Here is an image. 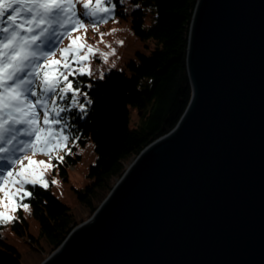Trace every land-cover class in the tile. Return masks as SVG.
Segmentation results:
<instances>
[{
    "label": "water",
    "instance_id": "obj_1",
    "mask_svg": "<svg viewBox=\"0 0 264 264\" xmlns=\"http://www.w3.org/2000/svg\"><path fill=\"white\" fill-rule=\"evenodd\" d=\"M190 100L39 264H264V0H196Z\"/></svg>",
    "mask_w": 264,
    "mask_h": 264
},
{
    "label": "trees",
    "instance_id": "obj_2",
    "mask_svg": "<svg viewBox=\"0 0 264 264\" xmlns=\"http://www.w3.org/2000/svg\"><path fill=\"white\" fill-rule=\"evenodd\" d=\"M195 4L196 0H111L107 4L113 7L111 18L126 19L148 53H137L121 69H110L99 78L79 75L77 69L74 75L67 74L80 89L78 99L85 111L76 106L61 117L76 149L88 143L94 148L87 183L75 191L74 210L50 188H33V195L21 201L29 204L28 210L20 207L13 222L0 224V264H24L23 254L30 250L38 257L35 264L44 260L76 225L93 214L131 159L176 125L191 97L185 58ZM66 38L57 45L56 55ZM132 111L138 121L131 127ZM76 158L81 156L67 155L63 161L72 166ZM55 161L66 178V169Z\"/></svg>",
    "mask_w": 264,
    "mask_h": 264
},
{
    "label": "snow or ice",
    "instance_id": "obj_3",
    "mask_svg": "<svg viewBox=\"0 0 264 264\" xmlns=\"http://www.w3.org/2000/svg\"><path fill=\"white\" fill-rule=\"evenodd\" d=\"M110 3L111 0H0V224L13 222L15 216L10 213L18 208L28 210L29 204L19 201L30 198L33 188L49 186L45 170L55 165L34 160L27 153L43 154L50 161L53 152L67 150L70 154V136L65 134L61 113L78 104L84 112L85 105L79 103L80 89L73 86L68 75L75 74L72 62L79 65L94 52L91 46L81 43L83 37L73 38L71 33L86 31L81 17L92 18L93 22L106 20L113 10L106 6ZM78 5L82 11L77 10ZM65 37L70 43L59 49L61 59H55L57 45ZM84 47L87 53L79 55ZM78 74L90 73L81 70ZM83 95L91 104L87 93ZM57 125L60 127H54ZM55 159L63 162L61 156Z\"/></svg>",
    "mask_w": 264,
    "mask_h": 264
},
{
    "label": "rangeland",
    "instance_id": "obj_4",
    "mask_svg": "<svg viewBox=\"0 0 264 264\" xmlns=\"http://www.w3.org/2000/svg\"><path fill=\"white\" fill-rule=\"evenodd\" d=\"M106 6L112 7L107 4ZM77 10L82 11L79 5L77 6ZM111 16L112 12L108 14L106 20L103 22H93L92 18L81 17L84 20L86 31L84 29H79L75 32H72L71 36L73 38L75 36L83 37L81 43L91 46L94 52L87 60L83 61L79 65H77L75 62H72V71L74 69H77L78 71L86 70L90 73L88 75H90L92 78H99L103 76L104 72H107L110 69H121L125 62L129 61L130 59L137 58V53H148L144 46V42L139 41V38L132 33L129 22L126 19L111 18ZM69 43L70 40L67 37L66 41L64 40L60 43V46H62L61 49L66 48ZM87 51V47H84L81 49L79 55H85ZM54 58L61 59L60 53H58V55H56ZM69 60H71L70 56ZM63 71L65 75L68 74L67 70ZM77 107H79V104ZM137 121L138 114L135 111H132L130 117V126L132 127ZM76 146L77 145L73 142V140L68 141L67 149H70V154L67 152V150L53 152L52 156L54 158L51 161L49 160L48 156L43 154L37 153L33 155L31 151L27 153V155L34 160H43L45 163L55 165V167L45 170V179L49 182L48 188L51 189L52 193L58 199H60L70 208L75 207V191L81 189L83 185L87 183V169L89 168V165L94 162L95 158L94 148L91 143H88L85 148L80 147L79 149H76ZM76 153H78L81 158H76V161L72 166H68L64 161L61 162L62 166H64V169H66V178H64L60 174L61 166L55 161V157L61 156L66 158L67 155L75 157ZM25 163H27V161H25ZM53 180L57 181V183H52ZM2 195L3 194L0 193V197H2ZM19 202L21 203V201ZM74 209L75 208H73V210ZM75 211L76 213L79 212L78 209ZM10 215L17 216V213H10ZM82 216H84L83 213L78 216V218L80 219ZM32 252L30 250L23 254L22 261L24 264L36 263L38 257H36V255Z\"/></svg>",
    "mask_w": 264,
    "mask_h": 264
},
{
    "label": "bare ground",
    "instance_id": "obj_5",
    "mask_svg": "<svg viewBox=\"0 0 264 264\" xmlns=\"http://www.w3.org/2000/svg\"><path fill=\"white\" fill-rule=\"evenodd\" d=\"M132 160V159H131Z\"/></svg>",
    "mask_w": 264,
    "mask_h": 264
}]
</instances>
